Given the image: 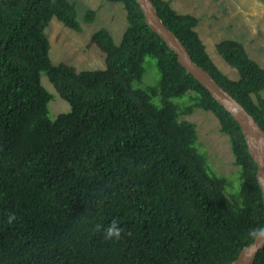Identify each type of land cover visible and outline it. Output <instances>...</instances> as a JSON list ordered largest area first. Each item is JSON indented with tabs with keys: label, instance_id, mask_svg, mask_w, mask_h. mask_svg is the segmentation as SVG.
Instances as JSON below:
<instances>
[{
	"label": "trees",
	"instance_id": "trees-1",
	"mask_svg": "<svg viewBox=\"0 0 264 264\" xmlns=\"http://www.w3.org/2000/svg\"><path fill=\"white\" fill-rule=\"evenodd\" d=\"M102 1L121 4L126 25L118 42L107 28L93 31L87 47L99 48L104 67L79 69L52 64L45 29L55 18L81 31L95 9L80 23L73 0H0V264H226L264 223L240 128L149 29L136 0ZM151 1L264 130V67L242 42L220 39L216 51L238 75L229 78L209 57L197 16ZM56 94L69 109L51 118ZM196 108L228 137L237 191L200 151L184 118ZM113 219L128 234L105 241L94 225ZM252 264H264V247Z\"/></svg>",
	"mask_w": 264,
	"mask_h": 264
},
{
	"label": "rangeland",
	"instance_id": "rangeland-1",
	"mask_svg": "<svg viewBox=\"0 0 264 264\" xmlns=\"http://www.w3.org/2000/svg\"><path fill=\"white\" fill-rule=\"evenodd\" d=\"M76 2L77 19L82 22L86 9H95L92 23H82V30L65 27L52 18L45 29L49 39V57L52 64L63 61L76 68L98 69L104 67L103 54L96 45L88 46L93 31L99 27L110 30L116 42L119 41L126 21L119 3L102 0H73ZM170 5L180 13H190L198 18L196 30L205 49L216 66L231 79L237 78V71L217 53L215 43L224 38L242 42L249 56L264 67V1L262 0H170ZM153 62V60H152ZM45 76V75H44ZM46 77V76H45ZM45 78L43 77V80ZM264 96V88L261 91ZM50 117L69 109L66 101L57 94L49 102ZM184 118L196 125L200 151L207 155L216 174L224 175L238 190L237 166L232 164L228 137L219 131L214 114L199 108ZM208 165L211 166L208 161ZM218 172V173H217ZM231 187V185H230Z\"/></svg>",
	"mask_w": 264,
	"mask_h": 264
},
{
	"label": "water",
	"instance_id": "water-1",
	"mask_svg": "<svg viewBox=\"0 0 264 264\" xmlns=\"http://www.w3.org/2000/svg\"><path fill=\"white\" fill-rule=\"evenodd\" d=\"M146 25L156 33L176 55L179 64L190 73L230 114L240 128L247 151L256 164V180L260 187L264 205V130L253 116L203 67L192 60L183 43L170 31L157 14L151 0H136ZM264 226V223L263 225ZM264 247V241H252L244 246L235 259L226 264H252L257 252Z\"/></svg>",
	"mask_w": 264,
	"mask_h": 264
},
{
	"label": "clouds",
	"instance_id": "clouds-1",
	"mask_svg": "<svg viewBox=\"0 0 264 264\" xmlns=\"http://www.w3.org/2000/svg\"><path fill=\"white\" fill-rule=\"evenodd\" d=\"M17 221L18 217L14 212L7 214L6 222L8 225H13ZM94 231L101 233L105 241H119L123 235L128 234L116 219H113L107 226L95 224ZM248 237L256 242L264 241V226L251 229L248 232Z\"/></svg>",
	"mask_w": 264,
	"mask_h": 264
}]
</instances>
